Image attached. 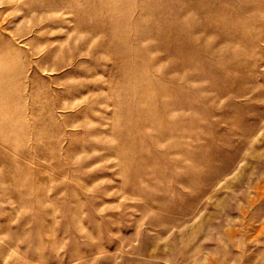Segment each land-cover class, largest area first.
Instances as JSON below:
<instances>
[{
	"label": "rangeland",
	"instance_id": "obj_1",
	"mask_svg": "<svg viewBox=\"0 0 264 264\" xmlns=\"http://www.w3.org/2000/svg\"><path fill=\"white\" fill-rule=\"evenodd\" d=\"M0 264H264V0H0Z\"/></svg>",
	"mask_w": 264,
	"mask_h": 264
}]
</instances>
